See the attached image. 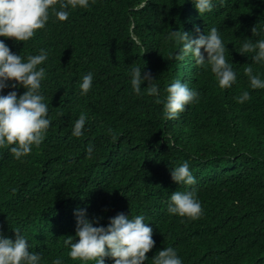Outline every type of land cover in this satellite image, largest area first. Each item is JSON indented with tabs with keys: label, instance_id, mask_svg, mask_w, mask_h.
<instances>
[{
	"label": "trees",
	"instance_id": "16d2710c",
	"mask_svg": "<svg viewBox=\"0 0 264 264\" xmlns=\"http://www.w3.org/2000/svg\"><path fill=\"white\" fill-rule=\"evenodd\" d=\"M213 5L201 16L193 0H89L87 8L68 9L67 21L50 10L45 28L24 44L0 37L25 61L41 49L47 53L38 67L45 69L40 93L52 121L28 156L16 160L12 146L0 147V231L6 238L15 241L19 230L29 251L42 254L41 264L57 258L85 264L71 259L64 244L69 236L78 242L75 212L85 209L104 227L120 213L143 215L155 241L146 264L166 247L182 264H264V89H252L244 74L251 65L264 80V63L239 53L246 39H264V0ZM212 27L236 72L231 88H221L210 65L198 66L191 55L175 59L182 44L168 39L172 31L197 38ZM133 65L151 73L158 96L147 94L148 81L134 92ZM88 73L92 87L83 95L79 84ZM176 80L200 95L169 120L163 102ZM12 83L2 94L23 95L26 89ZM244 91L251 98L237 102ZM82 113L86 123L76 137L73 126ZM184 162L197 181L193 186L171 177ZM192 190L202 205L200 218L169 214L171 194ZM105 264L114 261L106 257Z\"/></svg>",
	"mask_w": 264,
	"mask_h": 264
},
{
	"label": "clouds",
	"instance_id": "9594fccd",
	"mask_svg": "<svg viewBox=\"0 0 264 264\" xmlns=\"http://www.w3.org/2000/svg\"><path fill=\"white\" fill-rule=\"evenodd\" d=\"M195 8L201 14L213 10V0H193ZM223 3V0H221ZM59 4V9L55 6ZM89 0H0V37L23 43L34 37L37 30L44 29L50 19V10L59 21H67L68 9L87 8ZM199 33V28L196 29ZM253 36L257 35V27L252 28ZM182 44L177 60H184L191 55L198 66L210 65L221 88H231L236 82V72L226 58L228 49L216 27L207 34L191 38L185 31H172L168 37ZM204 50L203 52L201 50ZM207 53L205 58L204 53ZM241 55L252 54L253 63H264V39L253 41L246 39L239 49ZM47 59V53L41 49L39 55H29L25 61L22 55L14 54L3 41H0V147L10 148L16 160L28 156L33 146L39 147L45 139L46 132L52 121L48 118V105L40 93L41 81L45 77V69L38 67ZM143 73V77H142ZM244 74L250 81L252 89H264V80L254 73L251 65H245ZM131 85L135 93H141V85L148 81L147 94L158 96L159 89L150 72H144L139 66H132ZM23 87V95L10 91L2 93L9 87ZM93 74L82 77L79 84L81 94L87 95L92 87ZM166 102H163L165 117L175 120L185 111V106L198 101L200 93L190 89L179 80L167 88ZM250 93L244 91L238 96L237 102L249 100ZM156 103H162L160 99ZM86 123V114L82 113L73 126V135L80 137ZM109 134L112 135L111 129ZM113 139L115 136L113 135ZM14 145V146H13ZM93 146L88 147L89 157ZM174 182L180 185L193 186L197 183L187 162L171 170ZM171 215H179L190 219H198L203 214L202 205L195 190L177 191L171 194L168 205ZM77 218L76 237H66L64 244L70 246L68 253L73 260L81 262L94 261L105 264V258L111 257L114 264H146L147 254L155 247L153 229L145 223L143 215L125 216L123 213L110 218L107 227L99 225V219L89 220L85 209L75 212ZM15 241L6 238L0 231V264H41L42 254L30 252L27 238L19 230ZM52 264H62L57 258ZM152 264H182L177 252L172 247L159 251L152 259Z\"/></svg>",
	"mask_w": 264,
	"mask_h": 264
}]
</instances>
